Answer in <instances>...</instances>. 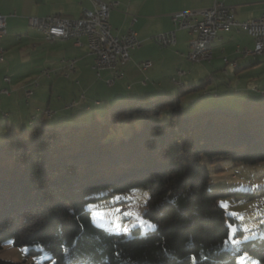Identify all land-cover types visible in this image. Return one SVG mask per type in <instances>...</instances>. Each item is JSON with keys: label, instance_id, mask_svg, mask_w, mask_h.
Returning <instances> with one entry per match:
<instances>
[{"label": "trees", "instance_id": "1", "mask_svg": "<svg viewBox=\"0 0 264 264\" xmlns=\"http://www.w3.org/2000/svg\"><path fill=\"white\" fill-rule=\"evenodd\" d=\"M209 82L114 100L100 116L91 110L90 120L49 121L42 113L21 133L7 117L0 139V249L7 242L28 246L29 256L40 255L42 246L43 264H236L245 253L264 264L262 240L220 251L224 221L235 219L220 206L226 193L209 187L217 160L264 161V93L231 102L208 89ZM135 188L149 192L143 214L154 232L117 236L85 211ZM0 264L19 263L0 257Z\"/></svg>", "mask_w": 264, "mask_h": 264}, {"label": "crops", "instance_id": "2", "mask_svg": "<svg viewBox=\"0 0 264 264\" xmlns=\"http://www.w3.org/2000/svg\"><path fill=\"white\" fill-rule=\"evenodd\" d=\"M96 1L114 3L110 23L115 35L134 30L140 42L131 51L130 61L122 67L123 78L117 79L112 85L107 83V79L113 76L111 69H101L98 73L93 68L94 56L89 52L86 37H81V45H77L74 39L51 42L28 24L30 16L58 14L64 18L77 19L85 9H93ZM215 1L217 0H0V13L7 17V34L0 41L4 50L3 60L0 61V90L4 87L10 90L9 95L0 93V98L13 96L10 86H13V93L20 97L23 96L22 92L32 90L30 99L35 94L39 95L37 93L47 86L50 96L45 109H51L55 114L67 110L68 104L76 100L74 97L69 100L64 94L66 90L69 93L71 91L67 84L69 81L78 88L80 106L91 111L94 109L92 103L101 104V96L109 100L108 105L114 100L132 95L145 97L158 92H174L184 83L187 84L186 80L193 82V69L198 63L207 73L205 79H210L209 83L223 82L222 77L230 76V68L239 72L242 68L258 64L264 57L242 52L245 47H254L252 36L245 30L233 27L221 31L213 43V59L210 62L192 63L186 58L193 36L186 29L177 30L176 43L171 46L161 48L153 41L154 35L174 29L172 13L209 8ZM220 1L234 7L235 16L241 21L260 17L264 13V0ZM68 59L75 60L76 69L66 76L62 62ZM147 60L152 64L144 69L141 63ZM178 69L184 70L185 74L177 76ZM46 71L50 76L45 74ZM216 75L221 78L218 79ZM5 76H10L9 83L5 82ZM174 76L178 82L173 81ZM32 84L36 90L31 87ZM208 89L220 96L219 84L208 86ZM54 90L57 91L56 96L53 94ZM4 105H11L13 108L16 105L10 99L0 100V116L9 118L11 113L3 109ZM41 106L36 104V114L41 111Z\"/></svg>", "mask_w": 264, "mask_h": 264}, {"label": "rangeland", "instance_id": "3", "mask_svg": "<svg viewBox=\"0 0 264 264\" xmlns=\"http://www.w3.org/2000/svg\"><path fill=\"white\" fill-rule=\"evenodd\" d=\"M203 64L207 65L206 63ZM200 65L201 64L199 63L196 64V67L193 69L195 75L192 80L195 84L200 83L207 77V73L201 69ZM230 72L231 74L229 77H222L223 82L217 81L216 83L213 81L208 84L209 87L219 84L220 99L227 98L231 101L237 97H259L264 93V57L260 59L258 64L242 68L239 72H235L234 68H230ZM216 77L218 78L219 76L216 75ZM189 82L190 81L186 80L187 84H189ZM67 84L71 88V91L69 93V91L66 90L64 94L67 96V99L70 98L69 100L73 97L76 99L75 106L62 112L59 111L58 113H55L52 118L53 120L47 118V116H43V118L48 119L49 121H54L62 118H72L77 115H84L87 120H90L92 117V111H86L84 110V107L80 106L79 91L77 86L69 81ZM31 87L35 88V90L37 89L34 85ZM12 88L13 86H10L13 96L11 98L2 96L0 100L5 101L10 99V102L14 101L16 108H13L11 105L6 107L4 105L3 109L10 111L11 115L8 118L9 124L15 125L18 132L21 133L25 128L30 129L31 121L44 113L45 106H48L47 102L50 96V90H48L46 86L43 91L38 90L39 92H36L39 95L35 94L31 99H27L24 95L25 91L22 92L23 96L20 97L13 93ZM257 89H259V91ZM53 94L56 96L57 91L54 90ZM100 98V105L92 103L94 111L98 116L105 112L107 102L109 101L105 97L101 96ZM36 104L42 105L40 107L41 111L37 114L35 111ZM6 121L7 117L0 116V139H2L4 133L6 132ZM209 187L217 191L225 192L226 194H222L220 196L219 202L227 201L231 205L228 209L229 212L239 213L243 216L242 220L235 219L230 222L237 224L239 228H247L250 230L247 233L237 231V239L243 241L245 235H251L253 233L264 234V161L255 164H246L242 162H233L230 159L217 160L211 165V179L209 181ZM120 195L132 196L134 198L138 197V211L141 215H144L143 213L146 206L143 202L147 201L149 196V192L145 188H135L130 193H114L98 202L90 204H99L101 209H105L118 206L123 207L124 204L130 203L127 201H121L118 205L108 203V201H110L113 197ZM133 207H137V205H133ZM145 219L147 218L145 217ZM28 248V246H13L10 242H7L0 249V257L18 262L19 264H31L37 262L34 257H41L44 261L48 256L46 251H44L43 257L42 254L28 256L24 251H22V249ZM46 264H53V262H46ZM236 264L263 263L258 258L245 253L238 259Z\"/></svg>", "mask_w": 264, "mask_h": 264}, {"label": "built area", "instance_id": "4", "mask_svg": "<svg viewBox=\"0 0 264 264\" xmlns=\"http://www.w3.org/2000/svg\"><path fill=\"white\" fill-rule=\"evenodd\" d=\"M114 7L112 2L96 1L93 9H85L82 16L77 19L64 18L58 14L43 17L30 16L28 24L31 28L41 32L48 41L74 39L77 45H81V37L87 38L89 52L94 56L93 68L111 69L113 76L107 79V83L112 85L117 79L124 76L122 67L130 61L131 51L140 45L137 34L130 30L123 35H115L112 32L110 23V13ZM174 29L167 32L158 33L153 36V41L161 48L171 46L176 43V33L178 29H186L192 38L189 42V50L186 58L192 62H210L213 59L212 51H199V44L203 42H214L221 31L229 30L233 27L245 30L254 40V47L243 49L244 54L254 56L264 55V13L260 17L247 20H239L235 16L234 7L217 0L209 8L196 10H181L171 14ZM7 34V17L0 13V41ZM3 48L0 46V61L3 60ZM64 73L69 76L76 69L75 60H63ZM150 60L141 63L144 69L150 67ZM45 74L50 76L49 72ZM177 76H182L185 71L178 69ZM178 82L177 77H172ZM9 83L10 76L4 77ZM0 93L9 95L10 90L4 87ZM33 91H25L27 98L31 97ZM84 97V95H82ZM75 100L68 104L75 106ZM53 110L45 109L44 115L51 116ZM128 210V204L123 207Z\"/></svg>", "mask_w": 264, "mask_h": 264}, {"label": "snow or ice", "instance_id": "5", "mask_svg": "<svg viewBox=\"0 0 264 264\" xmlns=\"http://www.w3.org/2000/svg\"><path fill=\"white\" fill-rule=\"evenodd\" d=\"M105 193H96L97 198L102 197ZM138 197L134 198L132 196H115L108 203L118 205L121 201H127L128 210H124L122 207H113L101 209L99 204H87L85 205V211L91 213L92 222L98 227L105 229L107 232L117 235V236H126L128 239H132V232L135 229H139L141 235H146L148 232H154L156 230V225L152 223L151 220L145 219L144 215L138 211ZM145 205L147 201L143 202ZM174 203V201H173ZM137 205V207H133ZM220 206L225 209V216L232 217L233 219H243V216L239 213L229 212L228 209L231 205L227 201H220ZM146 215V214H145ZM224 226L227 229L226 237L223 240V248L220 250L224 253H235L238 249V246L243 243H250L257 240L264 241V234L253 233L251 235H245L243 241L236 238V232H249L247 228H239L237 224L230 223L227 219L224 221ZM27 253L28 249H22ZM37 251H40L42 257L44 255V249L41 247L37 248ZM219 254V252L217 253ZM206 260L211 258L208 256L204 257ZM37 261V264H43V259L41 257H34ZM212 264H215L213 261Z\"/></svg>", "mask_w": 264, "mask_h": 264}, {"label": "bare ground", "instance_id": "6", "mask_svg": "<svg viewBox=\"0 0 264 264\" xmlns=\"http://www.w3.org/2000/svg\"><path fill=\"white\" fill-rule=\"evenodd\" d=\"M213 43L214 42H203V43H200L199 44V51H212L213 50Z\"/></svg>", "mask_w": 264, "mask_h": 264}]
</instances>
